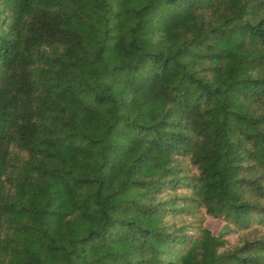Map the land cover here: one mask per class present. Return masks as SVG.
Segmentation results:
<instances>
[{"label":"trees","instance_id":"16d2710c","mask_svg":"<svg viewBox=\"0 0 264 264\" xmlns=\"http://www.w3.org/2000/svg\"><path fill=\"white\" fill-rule=\"evenodd\" d=\"M0 264H264V0H0Z\"/></svg>","mask_w":264,"mask_h":264},{"label":"rangeland","instance_id":"374dc122","mask_svg":"<svg viewBox=\"0 0 264 264\" xmlns=\"http://www.w3.org/2000/svg\"><path fill=\"white\" fill-rule=\"evenodd\" d=\"M211 226L214 227L217 232L220 231L221 224L215 222V223H212Z\"/></svg>","mask_w":264,"mask_h":264}]
</instances>
